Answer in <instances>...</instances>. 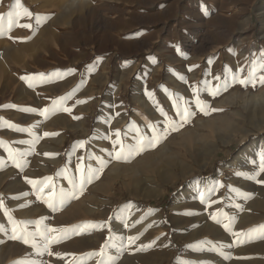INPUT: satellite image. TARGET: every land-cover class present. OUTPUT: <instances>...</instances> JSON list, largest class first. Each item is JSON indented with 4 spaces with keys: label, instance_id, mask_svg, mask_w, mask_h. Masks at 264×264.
Instances as JSON below:
<instances>
[{
    "label": "rangeland",
    "instance_id": "obj_1",
    "mask_svg": "<svg viewBox=\"0 0 264 264\" xmlns=\"http://www.w3.org/2000/svg\"><path fill=\"white\" fill-rule=\"evenodd\" d=\"M261 3L264 0H0V225L6 229L0 231V264L23 259L97 264L100 257L89 254L99 252L110 235L125 243L128 236H139L122 253L107 250L118 256L115 264H264V236L250 233L264 225V184L246 178L258 171L264 152V86L236 84L216 98L203 91L205 82L214 86V77L225 71L242 70L241 76L247 77L253 63L257 75L264 74L259 67L264 53ZM22 9L32 17H17ZM36 16L49 19L37 26ZM118 16L146 17L144 35L161 27L155 37L157 60L140 84V70L134 68L139 59L130 57L135 47L129 43L122 46L124 53H112L108 38L102 41L107 47L94 50L89 59L83 56L86 49H79L93 37L127 39L123 32L111 35L108 30L107 23L116 25ZM28 23L33 27L21 26ZM125 74L128 84L121 89ZM193 86L211 108L222 111L200 113ZM141 97L149 103L147 110L138 101ZM179 97L196 112L190 123L155 149L128 162L112 161L99 179L58 210L45 203L52 185L57 192L71 189L69 179H78L79 164L97 167V156L109 160L117 131L121 142L130 144L136 129L151 135L148 125L163 127L160 109L175 119L173 103ZM60 98L69 111L40 114ZM210 119L213 128L206 123ZM213 141L217 152L209 161L205 153ZM174 153L183 162L180 167L174 159L165 161ZM150 154L164 157L162 167L138 173L137 160ZM247 154L244 164H231L236 156ZM115 166L117 170L112 169ZM48 177L51 185L46 186ZM203 177L209 188L216 187L214 192L205 191L203 202L197 195L191 200L188 195L180 198L188 185ZM260 179L264 173L257 176ZM29 180L37 182L36 187ZM213 214L221 223L211 219ZM229 219L234 220L231 231L223 227ZM12 221L21 237L34 234L28 244L10 239ZM85 224L96 227L69 231L66 236L48 233L64 236L49 243L52 255L37 256L31 247L33 238L43 247L39 232L45 229ZM206 224L217 226L221 235L204 233ZM142 245L151 247L138 251Z\"/></svg>",
    "mask_w": 264,
    "mask_h": 264
},
{
    "label": "snow or ice",
    "instance_id": "obj_2",
    "mask_svg": "<svg viewBox=\"0 0 264 264\" xmlns=\"http://www.w3.org/2000/svg\"><path fill=\"white\" fill-rule=\"evenodd\" d=\"M17 17L19 16H27L29 18L32 17V13L27 11L26 9H22L21 11H18L15 13ZM3 17H0V20H2ZM49 19V17L44 16H36L35 21L37 26L40 25L41 21H45ZM12 19L11 14L9 18V27H11ZM25 28H32L33 25L31 23L23 24L21 25ZM261 63L259 64V67L261 70H264V53L261 54ZM191 71V68L189 69ZM241 71L238 70L236 72H229L225 71L222 75H218L214 77V80L216 81L214 86H208V82H205V88L203 91L207 92L209 95H211L213 98H216L217 96H220L222 93L227 92L231 87H233L236 84L241 85L242 87H248L251 85L253 88L256 87L257 83H259L261 86H264V74L257 75V69L256 64L253 63L252 66L249 68V72L247 77L241 76ZM39 78L41 80L44 79V74H39ZM181 80H184L183 76L179 77ZM22 79H28L25 77H22ZM31 86V85H30ZM193 95L195 97V106L199 110L200 113L203 115H210L212 112L216 111H222V109H215L211 108V106L206 102L203 101L200 98V89L196 86H193L192 88ZM149 97L151 98L152 93H148ZM63 99L60 98L58 100L52 101V107L50 109H44L40 112L41 115H45L47 112H55L58 109H62L63 111H69L68 108L63 106ZM173 106L176 110L175 116L176 118L173 119L172 117L168 116L167 113L163 111V109H160L161 115L164 116L163 121V127H160L157 124H151L148 125V128L151 130V135H145L143 134L139 129H136V135L132 137L133 143L130 144H124L120 140V132H116V139L113 141V152H109L108 156L110 157L109 160H105L103 157H94V159L97 162V167H92L91 165L85 166L84 164H79L77 166V171L79 172L78 179L72 178L69 179V183L72 185L71 189L65 190L60 189L58 192L55 191V186L52 185L53 191L49 194V199L45 201L51 207L54 211L58 210L59 207H62L66 202L78 198V194H82L85 188V185L91 184L94 180L99 179L100 175L103 173V171L109 166V163L112 161H118V162H128L134 157L144 153L145 151H148L150 149H155L160 143H162L164 140L168 138L169 135H171L173 132H178L181 128L185 126V124L190 123L191 119L196 115V112L192 110V108L189 106V102L183 100L182 97H179L177 100L174 101ZM23 111H35L33 109H23ZM19 131H24V129H17ZM45 135H48V133H45ZM84 141L79 142V147H84ZM118 146V147H117ZM10 157L12 159H16V156L12 155L10 151ZM83 159V158H81ZM20 165L17 164V167ZM264 173V152L260 155V162L258 165V171H255L252 174H249L246 176L247 179L255 180L257 183L264 184V179L257 180V176ZM51 177L46 178V186L51 185ZM30 184H33L34 187H36L37 182L35 181H28ZM223 186V185H220ZM216 190V187H210L208 189V192H214ZM44 189L40 188L39 192H43ZM200 198L202 202L205 199V193H200ZM250 198V197H246ZM191 214V213H188ZM7 215V213H6ZM8 219L11 221V216L8 217ZM211 219L214 220L216 223H221V220L218 219V217L213 214L211 216ZM234 223V220L229 219L228 223L223 224V227L227 231L232 230V224ZM12 228L11 232L12 235L10 236V239L16 240V239H23V242L25 244L29 243V237H34L33 233H26L24 237H21L17 234L18 225L16 222L12 221ZM128 225L125 224V227ZM89 227H96V225H78L75 226L72 229H53L48 228L45 229L43 232H39V235L43 237L45 243L43 247L38 245L34 238L33 242L31 244V247L35 250V253L37 256H43L45 252H47L48 255H52L50 251H48L49 243H56L59 241V239L64 238V236L67 235L69 231L77 232L78 230H82ZM0 231H6L3 225H0ZM259 231L262 236H264V225H260L258 229H251V232H257ZM63 233L64 236H51L49 237L48 233ZM233 235H239L238 233H233ZM139 239V236H128L126 243L124 242V239L121 237H117L115 235H110L109 239L106 240L105 245L101 247L99 252L91 253L89 256H99L100 260L97 261V264H115L116 260L118 259V256H111L108 254L109 248H115L118 253H122L126 247L131 246L136 242V240ZM208 243V242H201ZM151 247V245H142L140 248H138V251H145L147 248ZM16 264H43V261H38L35 259H23L20 261H17Z\"/></svg>",
    "mask_w": 264,
    "mask_h": 264
},
{
    "label": "crops",
    "instance_id": "obj_3",
    "mask_svg": "<svg viewBox=\"0 0 264 264\" xmlns=\"http://www.w3.org/2000/svg\"><path fill=\"white\" fill-rule=\"evenodd\" d=\"M149 14V13H146ZM115 18V17H114ZM148 19L144 16H141L137 18L136 20H127L126 18L116 17L115 18V24L114 26H111L109 22L107 23L109 25L108 30H110L111 35H117L120 34V32L126 36L127 39H118L115 36H109L105 39L101 37H93V39H90L87 44L83 45L84 47H81L79 49L85 48L86 52L83 53L84 59H89L92 55V52L94 50H98L99 48L105 49L107 46L111 48L108 52H118V53H124L122 50V46L126 47V45L135 47L134 51L131 52L130 57L139 59V62L135 65V69H139L138 75V84L142 83L143 80L146 79L147 74H150L152 72V65H155L154 60H157V40H155L156 33L161 28L159 27L156 32L152 33H145V22H147ZM120 24L122 26L120 27ZM121 35V34H120ZM96 36V35H95ZM110 40H109V39ZM108 39V40H107ZM118 41H117V40ZM103 40H107L108 43L104 46L102 44ZM127 43V44H126ZM163 58V57H162ZM83 59V57H82ZM142 63V64H141ZM148 64V65H146ZM134 68L131 69V72H133ZM135 72V70H134ZM128 78V75L125 74L123 79L120 81L119 84L121 89L128 84L126 82ZM142 80V81H141ZM126 82V84H125Z\"/></svg>",
    "mask_w": 264,
    "mask_h": 264
},
{
    "label": "bare ground",
    "instance_id": "obj_4",
    "mask_svg": "<svg viewBox=\"0 0 264 264\" xmlns=\"http://www.w3.org/2000/svg\"><path fill=\"white\" fill-rule=\"evenodd\" d=\"M262 5H263V7H261V8H264V3H261ZM260 8V9H261ZM257 10V9H256ZM254 11H255V9H254ZM263 13H264V11L263 12H261V13H258L259 14V16L260 15H263ZM256 14V13H255ZM252 17V16H251ZM252 19V18H251ZM264 36V35H263ZM263 36H262V38H263ZM9 75V74H8ZM16 77V76H15ZM9 78V77H8ZM7 78V79H8ZM11 78H12V76H11ZM10 78V79H11ZM10 81V80H9ZM13 83V82H12ZM8 84V83H7ZM5 85V84H4ZM13 87V86H12ZM8 90H10V88L8 89ZM1 91V90H0ZM8 93H10V91L8 92ZM4 94V93H3ZM5 96V95H4ZM10 96V95H9ZM5 98V97H4ZM138 101H140L141 102V104H142V106L144 107V108H146V110L148 109V108H150L149 107V103L145 100V98L144 97H141ZM262 119H261V121L263 122L264 121V111H262ZM124 116V115H123ZM124 118V117H123ZM125 118H126V116H125ZM159 119V118H158ZM121 122V121H120ZM207 125H208V127L210 128V127H214L215 125H214V120L213 119H210V120H208L207 122ZM117 124V123H116ZM230 136V135H229ZM61 141V140H60ZM217 143L216 142H214L213 141V144H212V147L210 148V150H207L206 151V153H205V155H206V159L207 160H211V157L217 152V150H216V148H217V145H216ZM208 149V148H207ZM251 154V153H250ZM154 155V154H153ZM153 155H145V156H142V158H140V159H138L137 161H138V163H137V165L135 166V167H137L136 168V171L138 172V173H141V174H143V172H145L146 174L147 173H153L154 171H155V169L156 168H159V167H162V163L163 162H165V161H168L169 159H171V160H173L174 159V161H176L177 162V165L176 166H181L182 164H183V162H182V160H180V159H178L176 156L178 155L177 153L175 154H170V155H168L166 158H165V161L163 160L164 159V157H163V159H160V157H156V156H153ZM156 155H157V153H156ZM244 155V154H243ZM248 154L247 155H245V156H236L235 157V160H234V163H231V164H234V166H235V163L236 162H240V163H245L247 160H248ZM252 159V158H251ZM168 164H169V162H168ZM207 165V164H206ZM232 166V165H231ZM173 167V169L175 168L174 166H172ZM204 167V169L206 168V166H203ZM113 170L115 169V170H117V168H116V166L115 167H113L112 168ZM173 169L171 170V171H166V173L168 174V173H170V172H172L173 171ZM231 171V170H230ZM233 172H231L230 174H232ZM164 174V173H163ZM114 176L113 177H117L118 176V174H113ZM175 180H176V178L174 177L170 182L171 183H173V182H175ZM208 182H209V180L206 178V177H203L202 179H199V180H196V181H194L193 183H191L190 185H188V187H187V189H186V192H183V193H181V196H180V198H182V197H184L185 195H188V197H189V200H191L192 199V197L193 196H195V195H197V196H200V193L201 192H205V191H208V189H209V185H208ZM218 184V183H217ZM107 187V186H106ZM105 187V188H106ZM107 189V188H106ZM114 189V186H111V188H110V190H113ZM232 192V191H231ZM161 194V193H160ZM159 194V195H160ZM158 195V194H157ZM258 201V200H257ZM260 201V200H259ZM253 203V202H252ZM251 204V203H250ZM180 206V205H179ZM182 206V205H181ZM261 206V205H260ZM249 215V214H248ZM244 216V215H243ZM251 216V215H250ZM245 217V216H244ZM247 218H248V216H247ZM246 218V219H247ZM250 220V219H249ZM251 221V220H250ZM161 222V221H160ZM253 222V221H252ZM244 223V222H243ZM243 223H240V224H243ZM159 224V223H158ZM208 224V223H207ZM206 224V225H207ZM246 224V223H245ZM163 228V227H162ZM205 228H207V229H204V233H207V234H214V235H217V236H219V235H221V230L217 227V226H215V225H211V224H209V225H207ZM203 230V229H202ZM161 231H162V229H161ZM195 233H196V231H195ZM190 236H192V235H190ZM199 236H201L200 234H199ZM195 237H196V234H195ZM195 239V238H194ZM263 245V244H262ZM258 246V245H257ZM260 246V245H259ZM247 249V248H246ZM251 249V248H250ZM258 249H259V247H258ZM246 252H248V251H246ZM250 252V251H249ZM258 252V251H257Z\"/></svg>",
    "mask_w": 264,
    "mask_h": 264
}]
</instances>
